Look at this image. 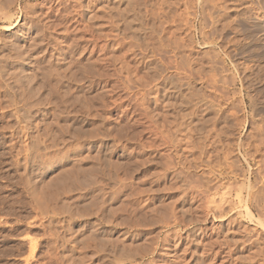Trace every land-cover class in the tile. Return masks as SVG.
I'll list each match as a JSON object with an SVG mask.
<instances>
[{
  "label": "rangeland",
  "instance_id": "rangeland-1",
  "mask_svg": "<svg viewBox=\"0 0 264 264\" xmlns=\"http://www.w3.org/2000/svg\"><path fill=\"white\" fill-rule=\"evenodd\" d=\"M0 1V44L12 50L9 77L0 72V264H264V184L254 182L264 162V45L254 41L264 39L262 6L244 0L240 14L208 8L201 17L196 0L189 8L184 0H130L142 22L137 32L122 25L120 13L128 12L117 0L79 2L85 17L95 16L88 24L67 0ZM249 42L253 49L241 51ZM238 49L242 60L234 64L227 56ZM57 52L63 64L54 63ZM69 75L72 95L64 96ZM165 77L190 100L193 123L176 119ZM180 138V155L195 159L188 160L196 163L187 176L192 186L213 174L235 177L191 208L178 188L183 171L175 159L166 163L175 155L169 140L172 147ZM194 241L205 250L193 251Z\"/></svg>",
  "mask_w": 264,
  "mask_h": 264
},
{
  "label": "bare ground",
  "instance_id": "bare-ground-1",
  "mask_svg": "<svg viewBox=\"0 0 264 264\" xmlns=\"http://www.w3.org/2000/svg\"><path fill=\"white\" fill-rule=\"evenodd\" d=\"M71 0H67V2H69V4H70V7H72L73 8V11H75L76 12V14H74V16L75 15H77L78 17L79 16H81L82 18H85L86 19V21H87V24L89 23L88 21H94V17H92L91 18V16H86L85 17V12H84V10H82L81 8L83 7L82 5V1L83 0H75V4H73L74 3V1H72V2H70ZM95 1H102V0H94V2ZM106 1V0H105ZM112 1V0H111ZM116 1V0H115ZM114 1V2H115ZM189 1H191V0H184L183 2H184V5H188V3H189ZM193 1V0H192ZM247 1V4L249 3V5L251 4H254V6H255V4L257 5V6H262L263 7V10H264V0H246ZM1 2V1H0ZM79 2H81V4L79 3ZM113 2V1H112ZM119 5H125L124 7H125V9H127V12L130 14L129 16L127 15V16H125L126 14H128V13H125V15L121 12L120 13V15L122 16V17H124L125 19H123L122 20V25H124L128 30H136V29H134L135 27L134 26H136L137 24H140V26H141V19H140V13H138V11H137V8H136V5H135V3L133 4V1L131 2L130 0H117L116 1ZM243 2H245L244 0H196V2L195 3H197V5L199 6V10H200V14H201V17H203V13L204 14H206V13H208V12H206V9L208 10V8H210V9H212V10H217V9H219V8H225L224 9V12H225V15H226V13L227 12H229V9L230 10H232L231 8H233L234 10L235 9H238V8H240V6H241V4L243 3ZM97 3H99V2H97ZM107 3H109V2H107ZM191 3V5L192 4H195V3H192V2H190ZM88 4V3H87ZM91 5H93V3L91 4ZM94 5H96V4H94ZM223 5V6H222ZM225 5V6H224ZM3 7V6H2ZM65 7V6H64ZM123 7V8H124ZM229 7H231V8H229ZM242 7V6H241ZM259 7V8H260ZM188 8H189V5H188ZM187 8V9H188ZM193 8V7H192ZM2 9V8H1ZM67 9V8H66ZM86 9H89V7H87ZM120 9H122V7H120ZM124 9V10H125ZM30 10V9H29ZM189 10V9H188ZM222 10V9H221ZM225 10H227V11H225ZM234 10L232 11V12H234ZM239 10V9H238ZM122 11V10H121ZM240 11L241 10H239V13L238 14H240ZM1 12V11H0ZM35 12V11H34ZM37 12V11H36ZM120 12V11H119ZM206 12V13H205ZM236 12V11H235ZM234 12V13H235ZM74 13V12H73ZM190 13V12H189ZM237 13V12H236ZM250 13V12H249ZM34 14V13H33ZM32 14V15H33ZM46 14V13H45ZM63 14V13H62ZM88 14V13H87ZM36 15V14H35ZM224 15V16H225ZM228 15V14H227ZM4 16H5V14H4ZM10 16V15H9ZM241 16V15H240ZM66 17H68V16H66ZM77 17V18H78ZM208 17H211V16H207V18ZM228 17V16H227ZM5 18H7L8 19V16L7 17H5ZM4 18V19H5ZM75 18V17H74ZM206 18V17H205ZM231 18V17H230ZM239 18V17H238ZM242 18L244 19V17L242 16ZM241 17H240V19H242ZM30 19V18H29ZM203 19V18H202ZM227 19V18H226ZM232 19V18H231ZM239 19V20H240ZM242 19V20H243ZM74 20V19H73ZM79 20H81V19H79ZM83 20V19H82ZM206 20H208V19H206ZM241 20V21H242ZM32 21V20H31ZM60 21V20H59ZM85 21V22H86ZM245 20H243V23L242 24H245L246 22H247V20H246V22H244ZM78 22V21H77ZM205 22V21H204ZM209 22H211V21H209ZM239 21H237V23H238ZM250 22V21H249ZM32 23V22H31ZM95 23V22H94ZM203 23V22H202ZM205 23H207V21L205 22ZM204 23V24H205ZM233 23V22H232ZM237 23H235L236 25H237ZM241 23V22H240ZM44 24V23H43ZM112 24V23H111ZM214 24V23H213ZM33 25H35V24H33ZM95 25H98V24H96L95 23ZM94 25V26H95ZM203 25V24H202ZM209 24L207 23V25H205V26H208ZM88 26V25H87ZM210 26V25H209ZM232 26V25H231ZM98 26H95V28H97ZM142 27V26H141ZM237 27H239V24L237 25ZM45 28V27H44ZM90 28V27H89ZM92 28H93V26H92ZM94 28V29H95ZM209 28V27H208ZM240 28V27H239ZM239 28H238V30H239ZM250 29V27L248 26V27H244L243 29L244 30H242L241 28H240V31L242 30V31H245V34H246V32ZM8 28H6V30H7ZM126 29V30H127ZM213 29V28H212ZM235 29V28H234ZM233 29V30H234ZM248 29V30H247ZM37 30H38V28H37ZM80 30V29H79ZM97 31H98V29H96ZM215 31H216V29H214ZM29 31H30V29H29ZM39 31V30H38ZM50 31V30H49ZM118 31V30H117ZM137 31V30H136ZM135 31V32H136ZM139 31V30H138ZM137 31V32H138ZM241 31V32H242ZM250 31V30H249ZM249 31L247 32V34L249 33ZM24 32V31H23ZM47 32V31H46ZM83 32H85V31H83ZM94 32V31H93ZM221 32H225V30L223 31H221ZM226 32H227V30H226ZM251 32H253L252 30H251ZM96 33V32H95ZM119 33V32H118ZM202 39H204L203 41L205 42L204 44H205V46L207 47V46H212V44H214L215 43V41H209V39H208V37H206L205 36V33H204V31H203V28H202ZM227 33H229V32H227ZM97 34L98 33H96V35H94V33H93V35H92V48L93 49H96L97 48V41L99 40V38H98V36H97ZM221 34V33H220ZM230 35L232 34V33H229ZM243 34H244V32H243ZM251 33H249L248 34V36L250 35ZM99 35H101V34H99ZM216 35V34H215ZM233 35V34H232ZM235 35V34H234ZM259 35V34H258ZM257 35V36H258ZM53 36V35H52ZM226 36H227V34L226 33H224V34H221L220 36H219V39H218V41L220 42V43H223V42H226ZM247 36V35H246ZM46 37V36H45ZM100 37H102V36H100ZM228 38H229V35L227 36ZM251 37V36H250ZM252 37H254V36H252ZM261 37V36H260ZM52 37H50V39H51ZM70 38V37H69ZM81 38H83V37H81ZM227 38V39H228ZM232 38V37H231ZM255 38V37H254ZM254 38H252L251 40L253 41V39ZM7 39V38H6ZM45 39V38H44ZM49 39V38H48ZM102 39V38H101ZM201 39V40H202ZM216 39V38H215ZM247 39V38H246ZM256 40H254L255 41V43L256 42H260V44L259 43H257V45L256 46H261V47H263L262 46V44L264 45V39H261V40H259V39H257V38H255ZM52 40V39H51ZM74 40V39H73ZM89 40V39H88ZM140 40V39H139ZM142 40V39H141ZM248 40V39H247ZM250 40V39H249ZM10 41V40H9ZM8 41V42H9ZM82 41V40H81ZM263 41V43L261 44V42ZM4 42H6V41H3V44H0V72H2V76L5 78V79H7L9 76H7L8 74H9V72L11 71V66H12V61H11V58H10V56H9V50H11L10 48H9V50L7 49L8 47H7V44L6 43H4ZM13 42V41H12ZM44 42V41H43ZM49 42V41H48ZM90 42V41H89ZM218 42V43H219ZM36 43V42H35ZM51 43V42H50ZM84 43V42H83ZM228 43V42H227ZM250 43V44H249ZM247 45H243L242 46V48H240L241 49V51L243 50V49H247V48H249V47H252L251 49L249 48V50H252L253 49V47H254V45H251V43L252 42H249ZM255 43H253V44H255ZM16 44V43H15ZM31 44V43H30ZM90 44H91V42H90ZM98 44H99V42H98ZM141 44V47H144V45H146V43H144V41L142 40V42L140 43ZM203 44V45H204ZM229 44V43H228ZM12 45V44H11ZM11 45H9V47L11 46ZM57 45V44H56ZM77 45V44H76ZM222 45V44H221ZM224 45V44H223ZM231 45V44H230ZM13 46H15V45H13ZM12 46V47H13ZM38 46V45H37ZM51 46H54V44H52ZM58 46V45H57ZM56 46V48H58ZM99 46V45H98ZM225 46H227V45H225ZM229 46V45H228ZM16 47V46H15ZM31 47H32V45H31ZM34 47H36V45H34ZM40 47H41V45H40ZM47 47H49V44H48V46ZM29 48H30V46H29ZM39 48V47H38ZM91 48V47H90ZM146 48H147V45H146ZM256 48V47H255ZM254 48V49H255ZM258 48V47H257ZM264 48V47H263ZM19 49V48H18ZM17 49V50H18ZM32 48H30V50H31ZM50 49H52L53 50V48H51L50 47ZM240 49H238V50H236V51H233V53H229V56H227V57H229V59L230 60H232L233 61V63L235 64L236 62H241V58L239 59L238 58V56H239V51H240ZM260 49V48H259ZM35 50V49H34ZM45 50V49H44ZM55 50V49H54ZM224 50V49H223ZM230 50H232V49H230ZM234 50V49H233ZM248 50V51H249ZM256 50H258V49H256ZM255 50V51H256ZM12 51V50H11ZM20 51V50H19ZM22 51V50H21ZM43 51V50H42ZM56 51V50H55ZM54 51V52H55ZM60 51V50H59ZM247 51V52H248ZM259 51V50H258ZM257 51V52H258ZM16 52V51H15ZM24 52V51H23ZM45 52V51H44ZM249 52H251V51H249ZM13 53V52H12ZM63 53H64V51H63ZM19 54V53H18ZM21 54V53H20ZM91 54V53H90ZM93 54V53H92ZM241 54V53H240ZM243 54V53H242ZM256 54H258V53H256ZM256 54H254V56L256 55ZM261 55H262V53H260ZM259 54V55H260ZM258 55V56H259ZM18 56V55H17ZM22 56H25L26 57V55H22ZM253 56V55H252ZM251 56V57H252ZM257 56V55H256ZM251 57H250V59H251ZM18 58V57H17ZM21 58V57H20ZM24 58V57H23ZM50 58V57H49ZM48 58V59H49ZM105 58V57H104ZM245 58V57H244ZM247 58V57H246ZM248 58H249V56H248ZM247 58V59H248ZM254 58H256V57H254ZM253 57H252V59H254ZM259 59H260V56L258 57ZM257 58V59H258ZM262 58H263V55H262ZM50 59H52V58H50ZM55 61H54V60ZM53 61H54V63L56 62V60L57 61H60L61 62V64H63L64 63V61L66 60H64L63 59V57H62V54H60V52H57V53H55L54 55H53ZM251 59V60H252ZM16 60V59H15ZM46 59H44V61H45ZM220 60V59H219ZM244 61H245V59H243ZM249 60V59H248ZM112 61V60H111ZM222 61V60H221ZM49 62V61H48ZM59 62V63H60ZM80 62V61H79ZM82 62V61H81ZM124 62V61H123ZM155 62V61H154ZM153 62V63H154ZM19 63H20V61H19ZM58 63V64H59ZM74 63V62H73ZM77 63V62H76ZM149 63V62H148ZM18 65V64H17ZM58 67V66H57ZM83 68V67H82ZM168 68V67H167ZM17 69V68H16ZM57 69V68H56ZM163 69V68H162ZM21 70V69H20ZM62 70V69H61ZM65 70H67V68L65 69ZM169 70V69H168ZM15 71V70H14ZM72 71V70H71ZM76 71V70H75ZM79 71V70H78ZM82 71V70H81ZM129 71V70H128ZM164 71H165V68H164ZM70 72V71H69ZM124 73V71H121V73ZM127 72V71H126ZM160 72V71H159ZM167 72V71H166ZM166 72H164V73H166ZM74 73V72H73ZM78 73V72H77ZM79 73H81V72H79ZM121 73H120V75H121ZM122 73V74H123ZM129 73V72H128ZM162 73H163V71H162ZM16 74V73H15ZM66 74H71V73H66ZM10 75V74H9ZM63 75V74H62ZM64 75H65V73H64ZM78 75V74H77ZM94 75V74H93ZM158 75H159V73H158ZM164 75V74H163ZM170 75V74H169ZM189 74H187V76H188ZM70 76V75H69ZM69 76H64V78H66V80H64V82H61V83H64V85L62 84V86L64 87H62L63 89H61V90H63L64 92H63V94H65L64 96H69L71 93L69 92L71 89H70V86H72L73 85V83H74V81H72L73 79H72V77L73 76H70L71 77V79L69 78ZM130 76V78H132V76L131 75H128V76H126V77H129ZM187 76H186V78H187ZM192 77H193V75H191ZM7 77V78H6ZM136 77V76H135ZM125 78V77H124ZM157 78V77H156ZM190 78V77H189ZM63 79V78H62ZM98 79V78H97ZM138 79V78H137ZM161 79V78H160ZM159 79V80H160ZM171 79V77H169V79H168V77L166 78H163V80H162V84H163V88H164V90H162V91H164L165 93H166V90L167 91H169L168 92V94L169 95H172V96H174L175 97V99H176V103H174L172 106H174V108H175V110H176V112H175V114H176V119L178 118V119H180L181 118V116L183 115V118H186V121H187V118L188 119H190L189 121H191L192 123H193V121H194V119L193 118H195V115H196V112H193V111H191V108L192 107H190L189 106V101H188V98H186L185 96H184V93H182V89H180L181 87H178V85L177 84H175V83H171V82H173L172 81V79ZM126 80V79H125ZM132 80V82L134 83V77H133V79H131ZM187 80H189L190 81V79H188L187 78ZM186 80V81H187ZM8 81V80H7ZM127 81H129L130 82V80H127ZM136 82V81H135ZM154 82V81H153ZM132 83V84H133ZM178 83V82H177ZM188 83H190V82H188ZM187 83V84H188ZM129 84H131V83H129ZM128 84V85H129ZM138 84H140V83H138ZM160 84V83H159ZM4 85V84H3ZM15 84H13L12 86H14ZM135 85L137 86V84L135 83ZM161 85V84H160ZM61 86V85H60ZM141 86V85H140ZM78 87V86H77ZM155 87V86H154ZM161 87V86H160ZM216 87V86H215ZM11 88V87H10ZM14 88V87H13ZM151 88V87H150ZM212 88V87H211ZM216 88H218V87H216ZM6 89V88H5ZM15 89V88H14ZM70 89V90H69ZM157 90H158V86H157ZM156 90V91H157ZM160 90H161V88H160ZM212 90V89H211ZM210 90V91H211ZM218 90H220L219 88H218ZM11 91V90H10ZM14 91V90H13ZM15 91H17V90H15ZM72 91V90H71ZM76 91V90H75ZM148 91V90H147ZM146 91V92H147ZM151 91H152V89H151ZM18 92V91H17ZM16 92V93H17ZM51 92V91H50ZM53 92V91H52ZM68 92L70 93L69 95H68ZM78 92V91H77ZM164 92H161V93H163L164 94ZM6 93H7V91H6ZM9 93V92H8ZM13 93V92H12ZM11 93V94H12ZM219 93V92H218ZM248 93V92H247ZM22 94V93H21ZM59 94V93H58ZM62 94V93H61ZM63 94L62 95H59V96H61V97H63ZM211 94V93H210ZM220 94V93H219ZM7 95H9V94H7ZM24 95H26V94H24ZM72 95V94H71ZM150 95V90H149V93H148V96ZM157 95V94H156ZM169 95H167V97L166 98H168L169 97ZM212 95V94H211ZM223 95V94H222ZM9 96H11V95H9ZM15 96V95H14ZM20 96H22V95H20ZM150 96H153V95H150ZM171 96V97H172ZM224 96V95H223ZM249 96V98L252 100V96L249 94L248 95ZM16 97H18V96H16ZM61 97H59V98H61ZM80 96H78L77 97V99L79 98ZM170 97V98H171ZM10 98H13V97H10ZM15 98V97H14ZM58 98V99H59ZM65 98V97H64ZM71 98H76V96H73V97H71ZM151 98V97H150ZM156 99H157V96L155 97ZM154 98V99H155ZM159 98H160V96H159ZM173 98V97H172ZM217 98V97H216ZM146 99V98H145ZM212 99V98H211ZM20 100V99H19ZM68 100V99H67ZM66 100V101H67ZM75 100V99H74ZM79 100H82V99H79ZM77 101V102H80V101ZM144 100V99H143ZM142 100V101H143ZM148 101H149V103H150V101L151 100H153V99H147ZM73 101V100H72ZM205 101V100H204ZM20 102V101H19ZM22 102V101H21ZM20 102V103H21ZM75 102V101H74ZM73 102V103H74ZM146 102V101H145ZM157 102H158V100H157ZM166 102H168V101H166ZM192 102V101H191ZM67 103H68V101H67ZM76 103V102H75ZM148 103V102H147ZM152 103V102H151ZM156 103V102H155ZM171 103H172V101H171ZM171 103H169V104H171ZM62 104V106H63V104L64 103H61ZM78 104V103H77ZM166 104H168V103H166ZM72 105V104H71ZM75 105V104H74ZM146 105V104H145ZM191 105V104H190ZM194 105V104H193ZM222 105V104H221ZM224 105V104H223ZM17 106V105H16ZM68 106H69V104H68ZM192 106V105H191ZM60 107V106H59ZM70 107H72V106H70ZM187 107V110H188V108L190 107V112L189 113H186V112H184L182 109L183 108H186ZM222 107H224V106H222ZM253 107V106H252ZM19 108V107H18ZM149 108V107H148ZM254 108H256V107H254ZM24 109V108H23ZM59 109V108H58ZM181 109V110H180ZM66 110V109H65ZM185 110V109H184ZM186 110V111H187ZM254 110V109H253ZM25 111V110H24ZM174 111V110H173ZM221 111V110H220ZM255 111V110H254ZM182 112H184V113H182ZM224 113V112H223ZM182 114V115H181ZM186 114V115H185ZM184 115H185V117H184ZM170 116H171V114H170ZM174 119V118H173ZM182 120V119H181ZM180 120V121H181ZM185 120V119H184ZM183 120V121H184ZM174 122V121H173ZM176 122H177V120H176ZM175 122V123H176ZM177 124V123H176ZM184 124V123H183ZM189 124V123H188ZM164 125V124H163ZM179 126H180V124H178ZM182 125V124H181ZM194 125H196V124H194ZM183 126V125H182ZM185 126H187V125H185ZM167 127V126H166ZM187 127H192L191 126V124H190V126H187ZM170 128V126L168 127V129ZM172 128V127H171ZM182 128V127H181ZM180 128V129H181ZM192 128H194V127H192ZM196 128V127H195ZM194 128V129H195ZM169 130H171V129H169ZM191 130V129H190ZM189 130V131H190ZM196 130V129H195ZM165 131V130H164ZM178 131V130H177ZM180 131V130H179ZM188 131V132H189ZM263 130H260L258 133H260V132H262ZM170 132V131H169ZM184 132H186V131H184ZM191 132V131H190ZM200 132V131H199ZM178 134V133H177ZM192 134V133H191ZM173 135V134H172ZM179 135V134H178ZM261 138H260V145H262L263 147H264V133L262 132L261 134ZM259 135V136H260ZM203 136V135H202ZM258 136V137H259ZM166 139V138H165ZM168 139V138H167ZM167 139L165 140V142L167 141ZM181 139V141L180 140H178V142H174V141H172L173 143V146L172 147H170L171 146V144H170V146H169V143L171 142L170 140H169V143H168V145H167V143H165V145H167L169 148H170V150L172 151V153H174L175 155L174 156H170L169 157V154L167 155V159H166V163L168 164V162H173L172 161V159L174 160V165H173V167H174V169H176V171L177 170H182L183 172L181 173V177H182V175L183 176H185L184 177V179L182 178V180L180 179V181L178 182L179 183V185H178V188L179 189H181V191H182V193H184V197L185 198H183L184 200H182V201H184V203H185V205H188L190 208L192 207V206H196V201L198 202V200H200L199 198H201V197H203V196H205V198H207V197H209V196H212V195H218L219 194V192L222 190L223 191V189H228L227 188V185L228 184H231V182H232V180H233V178H235V177H232V176H230L229 174H227V175H225V174H223V173H221V174H213V177L212 178H209V180L205 183V184H203V185H198V186H192L193 184L191 183H189V181L187 180L188 179V177L187 176H189L188 174L189 173H191V170H192V168H195V166L194 165H196V163L195 164H193L194 163V160H191V159H188V160H191V161H193V165L192 166H194V167H192L191 166V164H189V163H191V162H189L188 160H187V158L186 157H188V156H186L184 153V155L186 156H184L183 154L182 155H180L181 154V152L183 151H180L179 150V148H181L180 146L182 145V142H184V140H182V138H180ZM200 139H201V137H200ZM174 140V139H173ZM198 140H199V138H198ZM197 140V141H198ZM188 141V140H187ZM196 141V140H195ZM202 141V140H201ZM186 142V141H185ZM191 142V141H190ZM193 142V141H192ZM181 145H180V144ZM186 143H188V142H186ZM189 144V143H188ZM193 144V143H192ZM195 144V143H194ZM201 144H203V142L201 143ZM201 144H200V142H199V144H196L197 146H199V150H201V155L202 154H204L205 153V155L206 154H208V153H206V152H203L204 151V149L205 148H203V146H201ZM164 145V146H165ZM180 145V146H179ZM187 145V144H186ZM195 145V146H196ZM188 146V145H187ZM202 147V149H201V147ZM205 146V145H204ZM152 147H154V146H152ZM239 147H240V145H239ZM150 148V147H149ZM186 148V147H185ZM198 148V147H197ZM196 148V149H197ZM190 149H192L191 147H190ZM194 149V148H193ZM185 150V149H184ZM187 151H188V149H186ZM170 151V152H171ZM193 151V150H192ZM192 154V153H191ZM264 154V153H263ZM173 155V154H172ZM188 155V154H187ZM190 155V154H189ZM194 155V154H193ZM203 156V155H202ZM199 157H200V155H199ZM198 157V158H199ZM164 158H166V157H164ZM172 158V159H171ZM190 158V157H189ZM202 158V157H201ZM205 158V157H204ZM200 159V158H199ZM170 160V161H169ZM197 160V159H196ZM210 160V159H209ZM203 161V160H202ZM206 161H208V160H206ZM262 161H264V160H262ZM189 162V163H188ZM212 162V161H211ZM208 163V162H207ZM256 163H258V161H256ZM166 164V165H167ZM169 164H171V163H169ZM187 164H189V165H187ZM199 164V163H198ZM259 165H258V167L260 166V164H262V162H259L258 163ZM172 165H170V166H172ZM199 165H201V164H199ZM168 166V165H167ZM255 166H257L256 164H255ZM262 169L261 168H258V169H256L257 170V172L254 174V182H258L259 183V181H260V183L262 182L263 184H264V162H263V164H262ZM166 167V166H165ZM172 167V168H173ZM197 167H198V165H197ZM170 170V169H169ZM179 170V171H180ZM184 170H186V171H184ZM194 170V169H193ZM214 173V172H213ZM194 174V173H193ZM191 176V175H190ZM211 176V175H210ZM180 178V177H179ZM208 178V177H207ZM243 178V177H242ZM245 179V178H244ZM199 182V181H198ZM253 182V181H252ZM253 182V183H254ZM176 183V182H175ZM257 184V183H256ZM255 184V185H256ZM177 186V185H176ZM242 186H243V184H242ZM258 185H256V187H257ZM244 187V186H243ZM172 188V187H171ZM166 189V188H165ZM170 189V188H169ZM253 189H256L255 188V186L254 185H252V186H249V192L248 193H250V196H251V194H254L252 191H253ZM247 190V191H248ZM174 191V190H173ZM221 191V192H222ZM226 193V192H225ZM227 193H229L228 191H227ZM226 193V194H227ZM228 195V194H227ZM148 196V195H147ZM249 196V195H248ZM195 200V201H194ZM208 200V199H207ZM225 200V199H224ZM239 200H240V203H241V205L242 204H244L245 206H246V208H245V210L247 209V210H249V207H248V205H247V203H246V201H245V198L244 199H242V197H239ZM176 201V200H175ZM201 201V200H200ZM199 201V202H200ZM221 201V200H220ZM223 201V200H222ZM252 201V200H251ZM174 202V201H173ZM195 202V203H194ZM227 202V204L229 205V206H232L233 205V203L231 202V201H226ZM226 202H224V203H226ZM164 203V202H163ZM169 203V202H168ZM178 203V202H177ZM205 203V202H204ZM213 203V202H212ZM183 204V203H182ZM171 205V204H170ZM184 205V206H185ZM205 205V204H204ZM208 205V204H207ZM166 206H167V204H166ZM210 206V205H209ZM208 206V207H209ZM244 206V207H245ZM186 207V206H185ZM211 207V206H210ZM178 209V208H177ZM186 209V208H185ZM195 209V208H194ZM202 209V208H201ZM209 208H207L206 209V211L208 210ZM187 210V209H186ZM196 210V209H195ZM246 210V211H247ZM177 211V210H176ZM191 211V210H190ZM155 212V211H154ZM182 212V211H181ZM247 214H249V213H247ZM157 215V214H156ZM250 215V214H249ZM92 216V215H91ZM191 216V215H190ZM89 217H90V215H89ZM168 236V235H167ZM169 237V236H168ZM193 237V236H192ZM165 238H166V236H165ZM166 241V240H165ZM246 242V241H245ZM166 243H169V242H167L166 241ZM191 243V242H190ZM193 244L194 245H192V247H194L195 248V250H193V251H196V253H198L199 251H203V250H205V246H207V245H205L203 242H201V241H199L198 243H197V241H194L193 242ZM117 246V245H116ZM120 248V247H119ZM188 249V248H187ZM212 249V248H211ZM206 250H208V249H206ZM205 253H206V251H204ZM211 252V251H210ZM209 252V253H210ZM215 255H216V253H214ZM201 255V254H200ZM207 256V255H206ZM213 256V255H212ZM217 256V255H216ZM218 258V257H217ZM135 261V260H134ZM141 262V261H140ZM140 264V263H139ZM205 264V263H204ZM209 264V263H208Z\"/></svg>",
  "mask_w": 264,
  "mask_h": 264
}]
</instances>
